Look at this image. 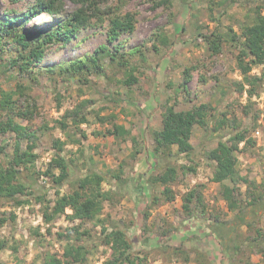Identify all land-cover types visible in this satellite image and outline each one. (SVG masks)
<instances>
[{
    "label": "rangeland",
    "instance_id": "obj_1",
    "mask_svg": "<svg viewBox=\"0 0 264 264\" xmlns=\"http://www.w3.org/2000/svg\"><path fill=\"white\" fill-rule=\"evenodd\" d=\"M241 1L242 5L234 4L232 7L227 3L224 6L227 12L221 8L212 15L201 0H170V4L166 0H128L122 11L135 13L138 22L135 32L123 35L120 41L126 42L125 51L139 48L145 57H133L134 65L137 66L134 75L139 83L131 88L121 84L123 73L118 72L108 61L105 73L100 77L89 76L90 83L84 86H79L73 80L70 82L59 74L49 76L44 73L38 76L36 82H31L27 76L20 79L25 81L27 87L26 98L19 100L20 108L27 109L26 106L30 104L35 114L32 120H18L21 125L36 132V140L32 144L37 160L32 170L40 173V176L36 177L37 182L33 181L34 194L26 197L29 204L16 207L12 201L0 200V212L8 218L11 212L16 215L14 224L9 220L4 226L0 225V241L8 242L7 249L0 251V264H38L46 252L62 255L66 242L58 241L57 233L79 224V221H71L66 216L53 224H45L43 204L36 200L38 195L44 196V201L55 199L57 189L52 180L41 175L58 153L55 139L65 143L62 156L67 161H74L68 182L59 188L63 194L68 193L73 182L88 171L99 172L109 180L111 172H118L120 165H124V178L127 180L121 186L124 197L120 203L115 202L113 205L106 202L101 217L110 216L115 222L112 227L126 232L134 254L142 260L141 264H178L173 254L175 248L190 250L193 264H264V239L258 235L260 227L264 231V65L250 72L263 80L261 88L257 90L259 94L249 99L247 91L241 95L237 86L242 80L236 68L238 49L225 43L223 53L211 57L201 36L217 29L227 35L230 28L241 34L239 24L245 21L248 7L253 9L260 0ZM118 3L119 0H106L104 4L116 6ZM34 4L35 0H2L0 13L4 15L7 11H15L21 15L27 13ZM64 5L66 10L62 16L41 14L27 25V29L55 28L69 13L81 7V4L71 0H65ZM161 32L164 34L156 38ZM163 35L167 43L163 41ZM107 44L104 27L87 26L69 45H54L48 49L37 68L53 67L62 61L94 53L99 46ZM11 49L15 50L14 47ZM198 64L205 66L200 67ZM191 66L197 69L191 72L192 80L187 85V94H179L178 86L183 82L184 69ZM16 74L17 70L6 71L0 67V90L15 89L19 80ZM202 76L206 77V82L201 80ZM249 88L246 86V89ZM176 95L179 96L176 104L178 111L208 102L217 113L235 112L238 122L248 127L253 125V117L257 115L256 128L248 135L253 144L241 143L237 154L240 174L260 185L256 192L263 196L256 208H247L240 215L245 216L246 221L251 220L255 218L252 209H256L258 225L243 224L237 220L236 213L228 210L223 200L217 199L220 185L212 182L214 163L206 159L205 151L217 146L219 135L227 137L232 130L224 129L212 134L213 127L194 129L191 138L194 151L189 158L175 161V165L193 166L196 172H189L182 183L173 185L177 194L175 201L152 208L146 220L144 212L150 199L147 178L158 173L161 167L152 156L154 140L151 134L154 129L161 127L163 105L167 98ZM83 100L92 101L82 108L88 122L77 128L68 118L67 131L61 130L55 121L62 120L68 111L77 108ZM32 101L34 104H31ZM248 103L253 104L251 112L246 115L241 106ZM110 115H116L117 124L130 131L131 136L126 141L105 136L110 124L100 119H107ZM81 131L85 136H82ZM132 138L138 139V144H134ZM75 139H80V143H76ZM14 143L10 134L4 136L0 132V145L6 146L5 153L13 154ZM30 143L22 140V150L27 151ZM26 173L23 172L24 175ZM111 181L103 184L104 191L119 192L117 181ZM197 185L204 186L205 217H191L183 208V195ZM242 193L243 198L249 200L246 185L242 186ZM66 213L71 214L72 211L67 209ZM212 215H219L223 224L215 222ZM49 227L52 231L50 235L47 232ZM37 229L39 235L35 234ZM86 229L96 236L92 240L83 237L91 251L87 264H104L110 256V250L100 244L98 238L101 228L88 222L82 228L83 231ZM147 233L149 237L145 239Z\"/></svg>",
    "mask_w": 264,
    "mask_h": 264
},
{
    "label": "trees",
    "instance_id": "obj_2",
    "mask_svg": "<svg viewBox=\"0 0 264 264\" xmlns=\"http://www.w3.org/2000/svg\"><path fill=\"white\" fill-rule=\"evenodd\" d=\"M64 1L35 0V4L27 13L21 15L15 11H7L4 15L0 13V67L6 71L17 70L16 77L19 79L15 89L0 90V132L4 136L10 134L11 139L15 141L12 155L5 153V145H0V157L3 156L0 160V200L12 201L16 207L29 204V199L26 197L34 194L33 181L37 182L36 177L40 176V173L32 170L37 160L32 144L36 140V132L21 125L18 120L19 118L32 120L35 114L34 107L30 104L26 106L27 109L21 110L20 108L19 100L26 96L25 90L27 89L25 81L20 79L27 76L31 82H36L38 76L44 73L49 76L59 74L67 77L70 82L73 80L79 86H84L90 83L89 76L100 77L105 73L108 61L118 72L123 73L121 84L131 88L139 83V79L134 75L137 66L134 65L133 57L138 55L139 58H145L142 49L134 48L125 51L124 44L126 42L120 41L123 35H132L135 32L138 22L135 13H123L122 11L128 0H119L116 6L105 5L106 0H71L78 5L81 4V7L69 13L55 28L48 30L42 27H35L33 30L27 29V25L41 14L51 17L62 16L66 10ZM166 1L170 4V0ZM201 1L206 4L212 15L221 8L223 12H227L224 10L227 3L231 7L234 4L242 5L241 0ZM247 2L250 1H244V3ZM251 4L255 3L251 2ZM250 12L254 14L251 15ZM247 13L245 21L239 24L241 34L230 28L227 35L220 33L217 29L203 33L201 36L204 38L211 57L222 54L225 43L238 49L239 52L235 57L236 68L242 76V80L237 85L238 90L241 95L247 91L248 98L251 99L259 94L257 90L261 88L263 80L250 72L253 68L264 65V0H260L253 9L248 7ZM11 15L14 17H9ZM213 20L217 19L213 18ZM92 25L105 28L107 45L99 46L94 53H86L73 60L62 61L53 67L37 68L48 49L54 45H69L83 28ZM162 34L164 33L156 35V38ZM163 41L167 43L165 36ZM11 47H14L15 50H12ZM198 66L204 67L205 65L198 64ZM196 69L197 67L193 66L184 69L183 82L178 86L179 94H187V85L192 80L191 72ZM201 80L207 81L204 76ZM246 86H250V88L246 89ZM178 101L179 96L177 95L167 98L163 105L161 127L154 129L151 134L154 140L152 156L156 164H161V167L158 173L151 174L147 178L150 199L147 210L145 209L144 212L146 220L150 216L148 212L152 208L175 201L177 194L172 188L173 185L182 183L189 172H196V168L193 166L175 165V161L177 162L180 158H189L194 151L195 147L191 143L194 129L199 127L206 130L213 127L212 134L219 133L224 129L232 130L227 137L219 135L217 146L205 151L206 159L214 163L212 165V182L220 185V196L217 199L223 200L228 210L236 213L237 220L243 224L258 225L259 215L256 209H252L255 218L251 220L246 221V217L240 215L247 208L254 206L256 208L262 202L263 196L256 192L260 185H256L255 181L240 174L237 154L241 143L253 144L248 135L252 129L256 128L257 115L253 117V125L248 127L238 122L236 113L231 114L233 111L217 113L216 109L208 102L194 105L189 110L178 111L176 109ZM32 102L31 104H34V101ZM91 102L83 100L77 108L68 111L62 120L55 121L59 124L58 127L67 131L68 118H71L77 128L79 125L87 123V116L83 114L82 108ZM252 104L241 106L246 115L251 112ZM228 115L232 116L228 117ZM117 119L116 115L100 119L110 124L105 136H113L116 140L126 141L131 133L124 126L118 125ZM82 136H85L83 132ZM22 140L31 142L27 151L22 150ZM74 141L80 143V139ZM133 143L138 144V139L137 141L133 139ZM64 145L65 143L60 139H55L58 153L48 164L47 170L41 174L50 178L56 187L55 199L44 201V196L38 195L36 200L43 204L42 214L45 224H53L62 216H66L71 221H79V224L65 232L57 233V240L66 242L62 255L46 252L38 264H87L91 251L83 237H87L88 240L96 237L91 230H82L84 223L88 222L101 228L98 238L100 244L110 250V256L104 264H141L142 260L134 254L133 246L126 232L120 228L112 227L115 222L110 216L101 217L104 214L106 202L113 205L115 202L120 203L124 197L121 189V186L127 183L124 178L126 174L124 165H120L118 172H111V179L117 181L119 192L104 191L103 184L111 179L108 180L99 172L88 171L73 182L68 193L63 194L59 188L68 182L71 167L74 166V161H67L62 156ZM24 171L27 172L25 175ZM243 185L247 187L249 200L243 198ZM202 188H204L203 185H197L182 197L183 208L191 217L207 216ZM116 197H118L117 200ZM67 209H70L72 213L67 214ZM8 216L9 218L0 212L1 226H4L9 220L13 224L16 222L15 213L11 212ZM212 216L215 222L223 224L219 215ZM38 230L35 231L37 235H39ZM47 232L49 235L52 234L50 227ZM258 235L259 238L264 239V231L261 227L258 229ZM146 236L145 239L149 237V233ZM162 236L166 237L165 234ZM7 247V241H0V251ZM173 254L177 257L178 264H193L190 250L175 248ZM198 256L201 255L198 254Z\"/></svg>",
    "mask_w": 264,
    "mask_h": 264
}]
</instances>
